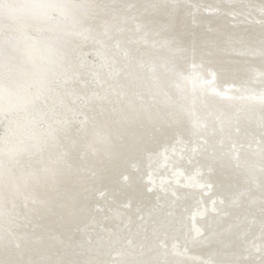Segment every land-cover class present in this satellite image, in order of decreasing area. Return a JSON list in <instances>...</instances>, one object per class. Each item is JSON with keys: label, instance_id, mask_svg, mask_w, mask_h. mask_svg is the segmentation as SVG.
I'll list each match as a JSON object with an SVG mask.
<instances>
[{"label": "bare ground", "instance_id": "bare-ground-1", "mask_svg": "<svg viewBox=\"0 0 264 264\" xmlns=\"http://www.w3.org/2000/svg\"><path fill=\"white\" fill-rule=\"evenodd\" d=\"M80 1L0 27V264H264V0Z\"/></svg>", "mask_w": 264, "mask_h": 264}, {"label": "clouds", "instance_id": "clouds-1", "mask_svg": "<svg viewBox=\"0 0 264 264\" xmlns=\"http://www.w3.org/2000/svg\"><path fill=\"white\" fill-rule=\"evenodd\" d=\"M47 7L49 6L42 0H0V27H23ZM52 55L50 51H45L34 56L33 72L24 85L15 90L0 85V111L31 103L33 96L38 94L45 85L47 73L53 63ZM35 131L34 126L27 130L21 127L10 131L6 137L0 138V141L9 145L11 137L35 134Z\"/></svg>", "mask_w": 264, "mask_h": 264}, {"label": "water", "instance_id": "water-1", "mask_svg": "<svg viewBox=\"0 0 264 264\" xmlns=\"http://www.w3.org/2000/svg\"><path fill=\"white\" fill-rule=\"evenodd\" d=\"M52 1V2H50ZM60 1V4H65L64 6L60 5V9H54L56 8V6L58 4H56V2L58 3ZM98 1V6L99 9H96L97 13H99L100 15H106L108 11H110L109 8H107L106 6L111 5L112 2H115L116 0H107L108 5H106V0H97ZM129 1V0H127ZM133 1H139V0H131ZM44 4L48 5L49 7L44 8L41 10V12L37 15L39 17L42 18H47L48 14L50 13V10H55L56 14L54 13V18L53 22L58 24V25H71L70 27H74L78 25L79 19H82L83 15L79 14L78 7H80V0H44L42 1ZM53 8V9H52ZM107 11V12H105ZM91 12H93L91 10ZM70 19V20H69ZM217 80V79H216ZM216 80L212 79V81L210 83L215 82ZM185 90V89H184ZM207 93V92H206ZM208 94V93H207ZM215 94V93H214ZM204 97L206 98V96L204 95ZM224 100H229V98L231 97V94H229L227 92V94L221 96Z\"/></svg>", "mask_w": 264, "mask_h": 264}]
</instances>
